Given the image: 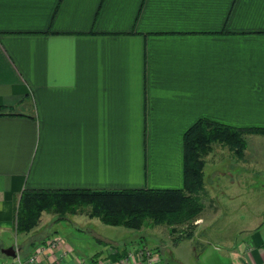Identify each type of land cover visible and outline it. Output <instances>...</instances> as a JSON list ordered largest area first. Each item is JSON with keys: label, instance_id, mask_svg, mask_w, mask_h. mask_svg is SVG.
I'll return each instance as SVG.
<instances>
[{"label": "crops", "instance_id": "crops-1", "mask_svg": "<svg viewBox=\"0 0 264 264\" xmlns=\"http://www.w3.org/2000/svg\"><path fill=\"white\" fill-rule=\"evenodd\" d=\"M0 108V259L14 246L38 264L114 262L126 249L79 257L43 229L6 245L20 194L180 189L199 119L264 129V0H0ZM244 134L241 156L221 143L204 156L201 201L226 197H209L213 217L258 205L224 245L228 264H264V203L242 197L262 198L264 132Z\"/></svg>", "mask_w": 264, "mask_h": 264}, {"label": "trees", "instance_id": "trees-1", "mask_svg": "<svg viewBox=\"0 0 264 264\" xmlns=\"http://www.w3.org/2000/svg\"><path fill=\"white\" fill-rule=\"evenodd\" d=\"M7 113L0 108V115ZM247 131L264 132V129H239L207 119H199L189 127L183 137V187L180 189H24L15 207L14 231L31 233L43 212L77 214L80 208L88 207L85 214L106 225L140 229L149 220L169 226L170 233L174 234L176 226L192 224L202 210L204 156L212 144L227 145L241 156L245 149L242 135ZM191 236L192 229H186L173 242Z\"/></svg>", "mask_w": 264, "mask_h": 264}, {"label": "rangeland", "instance_id": "rangeland-1", "mask_svg": "<svg viewBox=\"0 0 264 264\" xmlns=\"http://www.w3.org/2000/svg\"><path fill=\"white\" fill-rule=\"evenodd\" d=\"M253 133L254 131H248ZM263 133V132H257ZM245 142V134L242 135ZM230 194L237 191H228ZM258 193V192H257ZM262 198L253 197L249 191L243 194V198L248 201L254 200L257 203H264V190H261ZM203 198V207L201 216H204L205 222L196 228L193 239H182L174 243L173 238L177 235H183L186 229L194 231V223H188L176 226L177 232L171 234L170 227L165 224H154L147 220L146 224L140 229H130L124 226H111L102 223L98 218L88 217L84 211L88 207L80 208L77 214L66 213L64 215L43 212L38 225L28 235L37 231L49 230L54 235L63 239L67 245H70L79 257H91L96 252H108L109 250H122L133 247H146L155 250L161 257L162 264H228L226 253V241H232V237L242 225L250 226L254 221L249 219L253 214H257L259 207H249L247 205L240 207L239 211L228 214L223 213L222 207L219 209L216 217L211 213L210 198L214 199L213 205L217 207L220 203L228 201L220 191H210ZM210 197V198H209ZM230 201L229 208L234 210L238 197ZM240 198V197H239ZM261 199V200H260ZM234 206H233V205ZM241 212L245 215L246 221L239 222L238 214ZM199 213V214H200ZM232 213V214H231ZM198 214V215H199ZM194 221L199 222L200 220ZM193 221V222H194ZM190 228V229H189ZM183 231V232H182ZM27 234H17L15 231L6 236V245H16L17 242L25 238ZM9 258V257H5Z\"/></svg>", "mask_w": 264, "mask_h": 264}, {"label": "built area", "instance_id": "built-area-1", "mask_svg": "<svg viewBox=\"0 0 264 264\" xmlns=\"http://www.w3.org/2000/svg\"><path fill=\"white\" fill-rule=\"evenodd\" d=\"M59 243V240L51 239L46 242L43 248L45 247L51 251L56 248ZM0 264H38V251L27 257H22L17 253L12 261L0 259ZM99 264H162V262L160 255L156 251L137 246L126 249L125 254L118 257L114 262L107 261Z\"/></svg>", "mask_w": 264, "mask_h": 264}, {"label": "water", "instance_id": "water-1", "mask_svg": "<svg viewBox=\"0 0 264 264\" xmlns=\"http://www.w3.org/2000/svg\"><path fill=\"white\" fill-rule=\"evenodd\" d=\"M1 251L7 257H15L17 254V249L14 246H9L7 248H3Z\"/></svg>", "mask_w": 264, "mask_h": 264}]
</instances>
